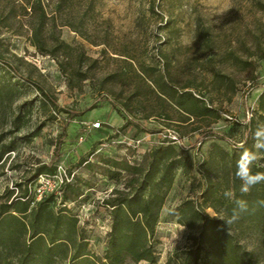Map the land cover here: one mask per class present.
<instances>
[{
  "label": "rangeland",
  "instance_id": "rangeland-1",
  "mask_svg": "<svg viewBox=\"0 0 264 264\" xmlns=\"http://www.w3.org/2000/svg\"><path fill=\"white\" fill-rule=\"evenodd\" d=\"M59 1L0 0V149L12 146L0 162V196L27 188L33 205L53 197L52 208L74 215L89 252L102 258L105 201L128 192L124 167L143 172L147 153L171 144L183 165L150 239L154 264H208L194 262L202 220H216L222 238L264 264V221L250 206L228 226L217 218L235 207L225 191L246 198L234 177L239 155L231 163L224 152L255 151L252 170L264 172V149L253 147L264 125V0H92L91 12L90 0ZM161 74L213 117L189 118L162 101L154 91ZM66 112L77 117L63 130ZM63 132L56 172L31 181Z\"/></svg>",
  "mask_w": 264,
  "mask_h": 264
},
{
  "label": "trees",
  "instance_id": "trees-1",
  "mask_svg": "<svg viewBox=\"0 0 264 264\" xmlns=\"http://www.w3.org/2000/svg\"><path fill=\"white\" fill-rule=\"evenodd\" d=\"M25 1L28 4L29 0ZM64 1L66 2V0L59 2ZM32 3V5L34 3L40 5V0H32ZM92 9L93 2L90 0L86 12H91ZM154 85V91L162 101L168 102L187 117L199 119L213 117L214 110L201 98L188 90H179L167 83L162 74L154 81ZM262 102H264V93L259 98L260 107L264 109ZM66 114L63 130L77 117L75 113L66 112ZM64 133L62 138L58 139L53 160L38 168L31 181L39 174L54 175L55 162L64 141ZM244 150V147H240L238 154L228 155L224 152L223 155L229 157L233 163L236 155L240 156ZM11 151L12 146H3L0 149V162L4 154ZM182 165L175 147L162 143L147 153L143 172L138 167H124L132 175L124 184L129 189L128 192L118 191V198L105 201V204L111 208V224L102 258L89 252L87 242L80 236L77 228V218L66 209L55 211L52 208L53 197H45L33 205L29 200L27 188H24L17 197H12L13 190L5 191L0 196V264H137L139 262L154 264L156 258L150 239L154 235L161 208L172 186L174 173ZM113 168H119L118 162H113ZM141 172L140 181L133 178ZM253 172L260 170L254 168ZM234 177L236 179V176ZM209 191L206 188L205 196ZM245 196L246 198L242 199L248 202L251 213L264 221V207L256 204V201L264 200V185L257 190L252 189ZM235 198L238 199L237 191ZM63 201H67V198L64 197ZM223 233H225L223 227L216 220L209 222L202 220L197 233L200 243L193 252L194 262L202 257L208 264H254L253 253L230 239L222 238ZM214 236L218 237L220 243L214 241Z\"/></svg>",
  "mask_w": 264,
  "mask_h": 264
},
{
  "label": "clouds",
  "instance_id": "clouds-1",
  "mask_svg": "<svg viewBox=\"0 0 264 264\" xmlns=\"http://www.w3.org/2000/svg\"><path fill=\"white\" fill-rule=\"evenodd\" d=\"M255 149H264V125L258 126L253 136ZM257 155L255 151L245 150L241 152L239 159L236 161L235 176L241 181L240 193L247 195L258 184L264 183V172H253L252 166ZM225 198L233 200L235 207L231 210L228 218L217 217L221 219L225 225H230L238 220L241 214L249 210L248 202L244 199H236L231 190L224 192ZM256 204L264 207V200L256 201Z\"/></svg>",
  "mask_w": 264,
  "mask_h": 264
},
{
  "label": "built area",
  "instance_id": "built-area-1",
  "mask_svg": "<svg viewBox=\"0 0 264 264\" xmlns=\"http://www.w3.org/2000/svg\"><path fill=\"white\" fill-rule=\"evenodd\" d=\"M96 125L98 126V124H96ZM48 176H50V175H48V174H47V175H46V174H45V175H44V174H41V175H39V178H40L41 180H43V181L46 180L47 182H49L50 179H47ZM59 181H60L59 184H62V183H63L62 180L59 179Z\"/></svg>",
  "mask_w": 264,
  "mask_h": 264
}]
</instances>
